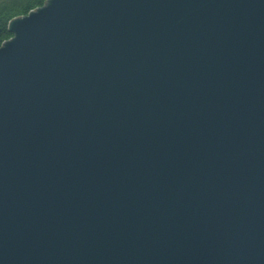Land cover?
Here are the masks:
<instances>
[{"label":"water","instance_id":"water-1","mask_svg":"<svg viewBox=\"0 0 264 264\" xmlns=\"http://www.w3.org/2000/svg\"><path fill=\"white\" fill-rule=\"evenodd\" d=\"M0 46V264H264V0H46Z\"/></svg>","mask_w":264,"mask_h":264},{"label":"trees","instance_id":"trees-1","mask_svg":"<svg viewBox=\"0 0 264 264\" xmlns=\"http://www.w3.org/2000/svg\"><path fill=\"white\" fill-rule=\"evenodd\" d=\"M46 0H0V46L10 40L7 24L43 6Z\"/></svg>","mask_w":264,"mask_h":264}]
</instances>
